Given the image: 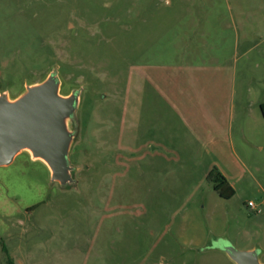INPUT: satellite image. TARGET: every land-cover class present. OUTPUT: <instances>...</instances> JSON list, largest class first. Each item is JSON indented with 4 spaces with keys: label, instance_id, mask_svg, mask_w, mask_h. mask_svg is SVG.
Wrapping results in <instances>:
<instances>
[{
    "label": "rangeland",
    "instance_id": "rangeland-1",
    "mask_svg": "<svg viewBox=\"0 0 264 264\" xmlns=\"http://www.w3.org/2000/svg\"><path fill=\"white\" fill-rule=\"evenodd\" d=\"M215 1L242 26L226 31L239 41L228 63L235 103L254 104L259 118L237 109L233 139L247 169L229 200L197 178L164 186L163 169L175 164L152 156V141L143 147L154 128L138 118L142 65L160 59L164 39L202 0H0V102L54 84L70 105L61 115L68 178H54L27 145L0 165V264L5 253L15 264H200L214 255L221 264V235L264 264V0ZM155 126L169 132L167 122ZM194 235L199 247L189 246Z\"/></svg>",
    "mask_w": 264,
    "mask_h": 264
},
{
    "label": "crops",
    "instance_id": "crops-1",
    "mask_svg": "<svg viewBox=\"0 0 264 264\" xmlns=\"http://www.w3.org/2000/svg\"><path fill=\"white\" fill-rule=\"evenodd\" d=\"M202 4L192 5L190 14L175 26L169 40L164 39L163 46L155 52L160 59L141 67L138 118L154 128V136L144 139L143 147L152 141V156L175 164L163 169L164 186L190 183L195 178L201 183L211 169L217 168L235 191L234 182L247 169L233 139L237 109H243L240 114L254 122L259 118L252 113L254 104L238 106L234 100L236 71L228 63L235 59L239 41L228 37L226 31L241 28L240 21L235 14L229 19L222 15L218 1L202 0ZM258 7L253 8L258 11ZM263 103L256 107L260 109ZM126 110L132 117L133 109L127 106ZM159 120L169 124V132H156ZM144 155L151 157L145 152ZM220 240L231 245L225 236L221 235ZM189 243L199 247L200 239L194 235ZM220 250L221 264H236ZM215 256H207L200 264H220L213 261Z\"/></svg>",
    "mask_w": 264,
    "mask_h": 264
},
{
    "label": "water",
    "instance_id": "water-1",
    "mask_svg": "<svg viewBox=\"0 0 264 264\" xmlns=\"http://www.w3.org/2000/svg\"><path fill=\"white\" fill-rule=\"evenodd\" d=\"M69 107L66 100L56 95L54 84L32 90L13 104L1 101L0 165L8 161L7 155L13 148L27 145L48 161L54 178H68L65 164L68 136L63 130L61 115ZM216 245L236 264H261L255 251H240L224 242Z\"/></svg>",
    "mask_w": 264,
    "mask_h": 264
},
{
    "label": "trees",
    "instance_id": "trees-1",
    "mask_svg": "<svg viewBox=\"0 0 264 264\" xmlns=\"http://www.w3.org/2000/svg\"><path fill=\"white\" fill-rule=\"evenodd\" d=\"M260 111L264 118V103L260 105ZM206 181L212 185L214 192L223 200H229L235 194L234 189L217 168L211 169L206 177ZM4 264H15L14 260L7 253H5Z\"/></svg>",
    "mask_w": 264,
    "mask_h": 264
},
{
    "label": "built area",
    "instance_id": "built-area-1",
    "mask_svg": "<svg viewBox=\"0 0 264 264\" xmlns=\"http://www.w3.org/2000/svg\"><path fill=\"white\" fill-rule=\"evenodd\" d=\"M246 207L251 211L258 212L257 205L253 201H248Z\"/></svg>",
    "mask_w": 264,
    "mask_h": 264
}]
</instances>
